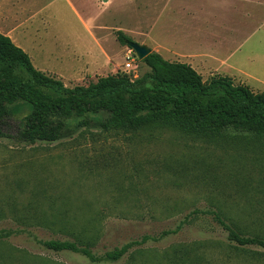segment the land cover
<instances>
[{"label":"rangeland","instance_id":"374dc122","mask_svg":"<svg viewBox=\"0 0 264 264\" xmlns=\"http://www.w3.org/2000/svg\"><path fill=\"white\" fill-rule=\"evenodd\" d=\"M120 1L0 0V31L21 45L36 68L66 86L117 72L135 79L149 67L116 31H143L145 5ZM248 1L241 31L223 33L218 25L204 28L202 39L216 36L214 50L224 45L217 57L226 59L232 45L248 35L232 60L249 57L246 70L256 75L257 37L264 33L252 28L264 0ZM225 8L222 18L229 15ZM167 19L166 13L160 23ZM201 75L204 81L212 76ZM245 78L235 72L232 79L263 92L256 81H241ZM21 118L0 120L6 134L0 137V264H167L163 256L172 246L200 242L204 264H264V249L235 247L213 214L244 235L264 238L262 133L226 128L222 136L199 138L173 122L133 131L91 125L54 142L25 144L15 138ZM70 231L94 240L91 250L99 257L144 235L158 239L131 247L116 261H91L42 244L73 240Z\"/></svg>","mask_w":264,"mask_h":264},{"label":"trees","instance_id":"16d2710c","mask_svg":"<svg viewBox=\"0 0 264 264\" xmlns=\"http://www.w3.org/2000/svg\"><path fill=\"white\" fill-rule=\"evenodd\" d=\"M116 38L125 45L131 41L121 30L116 31ZM142 60L149 71L135 79L117 72L70 87L36 68L28 53L0 32V120L22 114L15 138L25 144L54 142L91 125L104 131H133L159 122H173L199 138L220 136L219 131L226 128L264 135V92L221 74L204 81L190 64L168 61L154 51ZM4 136L0 130V137ZM213 214L235 247L264 249V238L244 235L216 211ZM70 235L73 240L51 239L42 244L53 251L83 254L91 261H116L131 247L158 239L144 235L99 257L91 250L94 240L82 232L70 231ZM200 246L205 245L172 246L163 260L167 264H204L203 252L197 253Z\"/></svg>","mask_w":264,"mask_h":264},{"label":"crops","instance_id":"0c3cea01","mask_svg":"<svg viewBox=\"0 0 264 264\" xmlns=\"http://www.w3.org/2000/svg\"><path fill=\"white\" fill-rule=\"evenodd\" d=\"M116 1L117 5L121 3L120 0ZM124 1L131 4V1L136 0ZM247 3H249L248 0H144V30L125 29L122 32L134 39L135 42L150 48V51L159 53L168 61L188 63L200 74L204 71L212 75H226L228 73L229 75H227L233 78L234 73L237 72L246 77L241 81L246 83H250V80L256 81L260 85L257 87L263 89L264 92V34H258L257 37L256 75L246 70L250 65L249 57L244 55L240 61L232 60L236 49L248 40V35L241 42L232 45V50L227 52L226 59L217 57L218 49L224 45L214 50L218 47L216 46V36L211 39L210 37L208 39L205 37V40L202 39L203 32H208L207 29L216 30L218 25L223 27L217 28L222 29L223 33L233 34L231 32L241 31L249 17V10L245 7ZM225 7L230 8L227 9L229 15L224 13L222 18L220 11L226 9ZM166 13L168 14V24L160 23L162 16ZM257 18V23L253 26L252 31L264 33L263 10L260 18L259 9L257 10ZM232 21H239V25L232 24ZM245 33L249 32L245 31ZM3 34L10 37L9 33ZM220 71L222 72L220 73Z\"/></svg>","mask_w":264,"mask_h":264},{"label":"water","instance_id":"95a60500","mask_svg":"<svg viewBox=\"0 0 264 264\" xmlns=\"http://www.w3.org/2000/svg\"><path fill=\"white\" fill-rule=\"evenodd\" d=\"M127 45L134 50L137 58L143 59L146 55L150 53V48L144 44L137 43L135 41H127Z\"/></svg>","mask_w":264,"mask_h":264},{"label":"built area","instance_id":"2783aa9c","mask_svg":"<svg viewBox=\"0 0 264 264\" xmlns=\"http://www.w3.org/2000/svg\"><path fill=\"white\" fill-rule=\"evenodd\" d=\"M130 58H131V54H128L126 59L130 60ZM124 68L126 69V71H129L130 68H131V62L130 61H126L125 65H124Z\"/></svg>","mask_w":264,"mask_h":264}]
</instances>
